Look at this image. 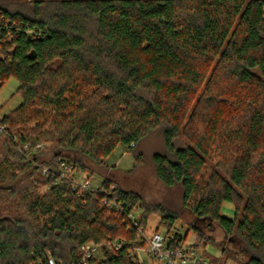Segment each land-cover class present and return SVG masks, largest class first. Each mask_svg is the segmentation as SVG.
Here are the masks:
<instances>
[{
    "label": "trees",
    "instance_id": "1",
    "mask_svg": "<svg viewBox=\"0 0 264 264\" xmlns=\"http://www.w3.org/2000/svg\"><path fill=\"white\" fill-rule=\"evenodd\" d=\"M10 78L22 103L0 117V264L62 258L54 236L69 243L67 264H83L91 241L99 255L87 264H144L135 248L161 226L206 254L214 223L222 258L264 264V0H0V86ZM155 131V175L181 186L190 245L172 231L175 212L145 204L106 162ZM64 162L103 177L99 189L75 188Z\"/></svg>",
    "mask_w": 264,
    "mask_h": 264
},
{
    "label": "rangeland",
    "instance_id": "2",
    "mask_svg": "<svg viewBox=\"0 0 264 264\" xmlns=\"http://www.w3.org/2000/svg\"><path fill=\"white\" fill-rule=\"evenodd\" d=\"M19 81L16 78H10L2 86H0V117H3L13 111L22 103V96L18 93ZM34 124V123H33ZM177 144H187L186 138L180 136L177 140ZM50 145V142H45L43 147ZM138 152H142L143 155L137 159L135 155ZM155 152H165V145L161 137L160 132H153L136 149L135 155L129 152L124 144H119L115 150L106 158V162L112 170V176L114 181L126 189L134 190L139 193L145 204L156 207L157 205H164L167 209H171L177 216H179L174 223V232H180L182 235H187L186 245H190L196 240L197 235L194 228L191 226V220L193 216L187 209L182 207V188L180 185L175 187L165 186L155 175L153 154ZM214 161H209L205 170V176L208 177L214 166ZM74 175L79 183H83L88 179L93 186H100L103 182V177L98 174H90L89 172H82L79 170L74 171ZM221 212L229 216H233L236 212L235 205L232 203L224 202L221 206ZM194 220V219H193ZM151 228H155L158 222V216L156 214L150 217ZM204 227V226H203ZM166 227L161 226L160 231L166 232ZM213 240L207 244L213 245L219 253L223 252V249L229 250V244L227 243V234L217 224H213L212 230ZM51 245L60 253H63L62 259L66 260L68 257L66 251L69 243L63 238L51 237ZM206 246V247H207ZM51 254V252H50ZM141 259L147 263H151V258L144 252L139 251ZM96 255H99L96 253ZM225 257L219 259L220 264H238L233 261L232 258ZM231 256V254H229ZM240 258L245 259V254H240ZM219 261H215L216 263Z\"/></svg>",
    "mask_w": 264,
    "mask_h": 264
},
{
    "label": "built area",
    "instance_id": "3",
    "mask_svg": "<svg viewBox=\"0 0 264 264\" xmlns=\"http://www.w3.org/2000/svg\"><path fill=\"white\" fill-rule=\"evenodd\" d=\"M43 145H38L39 147H42ZM63 175H66L67 173H71L73 177V186L75 188H88V189H95L98 190L99 186H93L91 182L86 179L83 183H79L74 175V170L72 167L67 165V163H63ZM44 172L47 173L48 169L45 168ZM116 186L114 184L111 185V189H114ZM101 192L107 195V189L102 187ZM104 204L107 205L108 208L112 209L116 212H123L124 207L123 204L115 199H108V197H105L103 200ZM138 212L137 211H131L129 213V218L134 222L136 225L138 223ZM121 243H117L116 247H118ZM82 250L84 252V258H83V264H87V258H90L94 256L98 252V245L91 241L88 244L84 245L82 247ZM135 250L137 252L142 251L148 257L151 258L152 262H157L159 264H215L212 263L209 257L205 256L202 251L187 247L183 245H179L178 243H175L171 241L168 234L165 232H155L147 237V244L143 248L136 247ZM37 264H44L42 260H39ZM47 264H67V261L60 258L56 259L52 254H48L47 256ZM147 264V263H144Z\"/></svg>",
    "mask_w": 264,
    "mask_h": 264
},
{
    "label": "crops",
    "instance_id": "4",
    "mask_svg": "<svg viewBox=\"0 0 264 264\" xmlns=\"http://www.w3.org/2000/svg\"><path fill=\"white\" fill-rule=\"evenodd\" d=\"M205 255L209 257L212 263H216L215 261H219L221 259L222 253H219L217 249L213 245H209L205 248ZM213 260H215L213 262ZM221 262H217L216 264H220Z\"/></svg>",
    "mask_w": 264,
    "mask_h": 264
}]
</instances>
